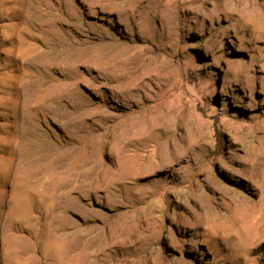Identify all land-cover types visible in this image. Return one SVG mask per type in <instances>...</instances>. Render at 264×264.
<instances>
[{"label":"rangeland","instance_id":"rangeland-1","mask_svg":"<svg viewBox=\"0 0 264 264\" xmlns=\"http://www.w3.org/2000/svg\"><path fill=\"white\" fill-rule=\"evenodd\" d=\"M72 240L264 264V0H0V264Z\"/></svg>","mask_w":264,"mask_h":264},{"label":"bare ground","instance_id":"bare-ground-1","mask_svg":"<svg viewBox=\"0 0 264 264\" xmlns=\"http://www.w3.org/2000/svg\"><path fill=\"white\" fill-rule=\"evenodd\" d=\"M23 152V151H22ZM24 154V153H23ZM27 154V153H26ZM72 202V201H71ZM10 221V220H9ZM11 222V221H10ZM10 224V223H9ZM12 227V226H11ZM76 242L74 240H72L71 242H66V249L64 250L63 252V259L70 263V264H75L77 263L78 261L77 258H78V254H77V251H76ZM63 260V261H64ZM57 263V262H56Z\"/></svg>","mask_w":264,"mask_h":264}]
</instances>
